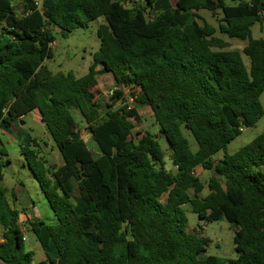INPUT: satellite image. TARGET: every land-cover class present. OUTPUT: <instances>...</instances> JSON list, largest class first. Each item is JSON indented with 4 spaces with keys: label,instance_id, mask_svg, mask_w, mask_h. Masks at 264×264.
Returning a JSON list of instances; mask_svg holds the SVG:
<instances>
[{
    "label": "trees",
    "instance_id": "obj_1",
    "mask_svg": "<svg viewBox=\"0 0 264 264\" xmlns=\"http://www.w3.org/2000/svg\"><path fill=\"white\" fill-rule=\"evenodd\" d=\"M126 1L20 0L16 8L0 0V132L23 137L20 152L55 219L13 207L16 195L2 185L8 161H0V264H33L25 233L44 252L40 264H264V131L213 158L264 116V39L250 30L264 21V0ZM202 10L221 11L217 28ZM98 18L87 73L52 72L56 40ZM216 32L246 45L226 50ZM104 74L116 90L103 106L93 88ZM138 107L150 109L174 172L157 135L133 134ZM33 112L59 153L55 166L18 125ZM197 167L212 173L205 196ZM185 205L205 222L231 225L235 259L207 254L209 240L188 231Z\"/></svg>",
    "mask_w": 264,
    "mask_h": 264
},
{
    "label": "rangeland",
    "instance_id": "obj_2",
    "mask_svg": "<svg viewBox=\"0 0 264 264\" xmlns=\"http://www.w3.org/2000/svg\"><path fill=\"white\" fill-rule=\"evenodd\" d=\"M39 5L42 0H36ZM129 2L135 0H128ZM173 3V0H171ZM239 0H225L228 5L236 4ZM246 1V0H245ZM14 6L19 8L20 0H12ZM198 14L203 21L211 26L217 28L222 19L221 11L211 14L208 11H199ZM103 18H98L89 22L86 26L77 28L72 31L67 38L56 40V47L54 49L53 58L46 61L49 69L56 72H72L77 78L82 77L88 71L92 62V55L99 48V38L97 37V28L103 23ZM251 36L253 39H264V21L254 24L251 28ZM217 37L221 38L228 46L226 50L242 51L246 45V41L237 38H229L223 34L216 32ZM243 61L248 65L247 58L242 55ZM112 80L105 75L97 76V84L93 88L94 99L105 105L109 100L108 90L111 88ZM260 101L264 109V91L260 96ZM134 104H132L133 106ZM138 121H133V134H142L149 131L157 135V142L164 152L165 168L168 171L174 172L175 169L171 163V152L168 148L164 137L158 134V128L155 124L154 118L147 108H138ZM19 127L34 137L39 144L38 151L40 156L47 161V165L55 166L61 161L59 153L51 141L46 129L44 128L37 112L30 113L24 117L23 124H18ZM79 130L87 147L97 155L96 144L88 137L82 124H79ZM264 131V116L253 126L244 128L240 134L233 139L226 147L216 153L213 158L221 159L224 154H232L242 146L249 143L258 134ZM185 136L189 140L191 148H196V143L189 132H185ZM23 137L17 136L12 129V133L0 132V149L3 150L4 155H0V161L5 163L2 170V185L9 191L13 190L16 195V200L12 201V205L18 211L23 209L27 211L29 216H34L41 219L47 224H54L55 219L53 213L45 200L37 182L33 178L29 168L27 167L24 157L20 152V146L23 145ZM196 176L203 182L205 189L201 196H205L208 192L207 183L211 177V171H205L201 167L194 170ZM219 181H222L219 179ZM183 210L188 220V231L192 234H197L199 237L207 238L209 240L207 247V254L214 255L224 259H235L237 254L234 250L233 243V229L226 220H219L213 222H205L199 219L196 214L191 211L189 205L183 206ZM26 245L28 250L33 253V264H40L45 260V255L39 243L33 235L25 233Z\"/></svg>",
    "mask_w": 264,
    "mask_h": 264
},
{
    "label": "built area",
    "instance_id": "obj_3",
    "mask_svg": "<svg viewBox=\"0 0 264 264\" xmlns=\"http://www.w3.org/2000/svg\"><path fill=\"white\" fill-rule=\"evenodd\" d=\"M123 5L126 6V7H129V6L132 5V3L129 2V1H126ZM115 90H116L115 87H111V88L108 90V96H109V97H112L113 94H114V91H115ZM132 104H133V99H132V98H129V104H128L129 108L132 107ZM23 241H26V238H25V237H23Z\"/></svg>",
    "mask_w": 264,
    "mask_h": 264
},
{
    "label": "crops",
    "instance_id": "obj_4",
    "mask_svg": "<svg viewBox=\"0 0 264 264\" xmlns=\"http://www.w3.org/2000/svg\"><path fill=\"white\" fill-rule=\"evenodd\" d=\"M105 75V77H110L111 78V80H112V84H111V87L114 85V81H113V79H112V77H111V75L110 74H104ZM138 108H147V109H149L148 107H138ZM138 108H137V112H138ZM34 113V112H33ZM31 209H28V210H26V211H24L25 212V214H27V211H30ZM28 215V214H27ZM29 216V215H28ZM30 218H35L34 216H29ZM1 231H2V229L0 228V234H1Z\"/></svg>",
    "mask_w": 264,
    "mask_h": 264
},
{
    "label": "water",
    "instance_id": "obj_5",
    "mask_svg": "<svg viewBox=\"0 0 264 264\" xmlns=\"http://www.w3.org/2000/svg\"><path fill=\"white\" fill-rule=\"evenodd\" d=\"M21 124H23V122H21Z\"/></svg>",
    "mask_w": 264,
    "mask_h": 264
}]
</instances>
